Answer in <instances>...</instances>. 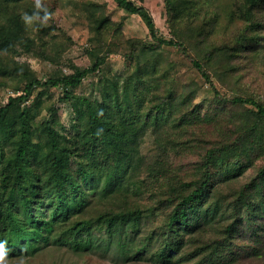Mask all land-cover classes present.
I'll return each mask as SVG.
<instances>
[{"label": "rangeland", "instance_id": "rangeland-1", "mask_svg": "<svg viewBox=\"0 0 264 264\" xmlns=\"http://www.w3.org/2000/svg\"><path fill=\"white\" fill-rule=\"evenodd\" d=\"M132 1L149 10L153 28L115 0H24L7 6L0 0L5 23L12 26L9 18L16 15L21 19L13 47L0 50V108L11 97L28 93L30 81L37 79L34 91L13 112L18 105L27 107L35 117L34 124L49 123L66 132L75 123V108L61 86H44V81L73 72V66L88 67L101 60L100 71L72 89L74 94L100 100L98 86L105 73L135 78L138 66L150 65L154 56L158 65L155 75L162 85L157 93L164 97L170 88L175 96L194 92L192 103L186 107L190 110L197 105L203 115L214 116L213 121L182 128L166 124L158 132H145L141 165L131 173L126 187L113 196L94 199L83 216L70 222L88 221L86 238L91 247L79 250L69 243L53 242L34 255L3 257V264H162L155 254L169 232L166 221L173 207L167 202L170 194L175 195L170 187L199 178L205 172L210 150L233 145L246 130L264 132V0L254 6L250 0H218L223 14L210 35L200 33L210 30L214 18L212 6L203 0L195 12L188 8V0L182 18L175 23L170 21L167 0ZM182 1L186 0L178 3L185 6ZM251 7L252 18L247 12ZM215 47L219 51L211 54ZM18 66L29 75L5 71ZM3 152L8 151L0 145V174ZM243 158L245 164L248 159L254 163L241 175L224 180L216 173L212 179L216 200L229 202L241 190L253 193L250 204L242 207L246 220L241 234L246 237L239 235L236 243L229 245L231 239L223 228L228 222L225 219L232 218L234 212L225 206L214 225L200 228L185 241L172 264H264V233H251L253 219L264 223V195L256 193L264 182L258 175L264 166V146ZM209 168V172L215 171ZM191 189L186 188L184 194ZM126 211L143 212L140 231H134L139 252L130 259L121 255L105 221ZM248 217L252 221L247 222ZM65 229L67 225L59 233Z\"/></svg>", "mask_w": 264, "mask_h": 264}, {"label": "trees", "instance_id": "trees-1", "mask_svg": "<svg viewBox=\"0 0 264 264\" xmlns=\"http://www.w3.org/2000/svg\"><path fill=\"white\" fill-rule=\"evenodd\" d=\"M21 1L24 0H3L6 6ZM115 1L127 11L139 14L150 28L154 27L153 17L144 5L132 0ZM217 1L202 2L211 5L214 10L212 26L207 32L200 31L203 35L213 34L221 20L223 11ZM182 2L185 6L178 0H167L173 23L182 18L180 16L187 7L188 0ZM250 2L254 6L258 0ZM188 3H191L188 8L193 12L201 8L200 0H189ZM252 8L247 11L251 18ZM1 15L0 50H8L13 47L21 19L18 15L9 18L11 26L2 20ZM249 40L254 41L255 37H249ZM243 42L241 46L244 47ZM216 51L219 48L215 47L211 54ZM150 61V65L138 66L135 78L122 79L121 76L105 73L98 86L100 100L98 97L74 94L72 89L91 73L100 71L104 63L101 60L88 67L73 66V72L44 81V86H61L66 100L75 108V123L66 132L49 123L34 124L35 117L30 110L19 106L34 91L39 83L37 79L30 81L28 93L11 97L9 103L0 108V145L8 151L3 152L0 174V244L5 253L3 257L34 255L53 242L69 243L79 250L91 247V241L86 238L88 221L74 220L73 225L70 222L74 217L83 216L94 199L113 196L126 187L131 173L141 165V138L145 132L149 129L158 132L166 124L182 128L192 123L207 121L209 124L213 121L214 116L203 115L197 105L190 110L186 107L192 103L194 92L175 96L170 88L164 97L157 93L162 86L155 75L158 65L154 56ZM5 71L29 75L19 66ZM17 104L18 109L13 112ZM261 114L264 115V111ZM263 146L262 129L246 130L245 135H240L233 145L214 148L206 154L207 166L199 178L170 187L175 195L170 194L167 204L173 208L166 221L168 235L162 241L163 247L155 254L158 261L162 264L174 263V257L185 241H190L200 228L214 225L226 210L225 206L234 212L232 218L225 219L228 222L223 228V232L228 233L227 238L231 239L229 245L236 243L239 235L246 237V234H241L246 220L242 207L250 204L253 193H247L248 189L241 190L229 202L227 199L216 200L212 178L216 173L222 174L224 180L241 175L245 167L254 163L248 159L245 164L243 157L249 158L256 147L261 149ZM210 166L215 171L209 172ZM258 175L264 178V166ZM188 187L192 189L184 194ZM256 191L263 197L264 182ZM142 215V211H126L105 220L116 246L126 259L138 251L134 231H140ZM251 218L248 217L247 222L252 221ZM253 220L252 235L264 233V223ZM66 225L67 229L59 233Z\"/></svg>", "mask_w": 264, "mask_h": 264}, {"label": "clouds", "instance_id": "clouds-1", "mask_svg": "<svg viewBox=\"0 0 264 264\" xmlns=\"http://www.w3.org/2000/svg\"><path fill=\"white\" fill-rule=\"evenodd\" d=\"M5 255L3 251V245L0 244V264H3V256Z\"/></svg>", "mask_w": 264, "mask_h": 264}]
</instances>
